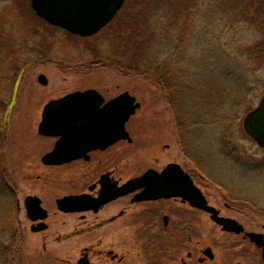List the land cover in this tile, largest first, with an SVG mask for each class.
<instances>
[{"label": "rangeland", "instance_id": "rangeland-1", "mask_svg": "<svg viewBox=\"0 0 264 264\" xmlns=\"http://www.w3.org/2000/svg\"><path fill=\"white\" fill-rule=\"evenodd\" d=\"M204 28L201 25V30ZM208 29L206 27L205 32ZM255 34L256 29L248 23L230 24L224 21L217 27L215 38L200 36L201 41L196 43L193 39V45L189 42L178 53L180 58L186 59L196 83H203L204 78L210 84L216 82L231 89L233 81L221 75L222 61L217 62L213 57L219 54V48L212 40L215 39L220 48L239 60L241 68L250 71L249 79L254 83L229 122L221 120L228 119L225 116L230 113L228 102L226 106H220L217 119L206 111L200 122L193 123L196 119L188 117L192 124L185 127L188 133L183 132L181 152L174 137L173 116L166 93L152 79L120 72L110 63L105 55L110 46L107 31L100 30L87 37L75 35L36 15L30 0H0V102L10 98V87L17 73L22 71L14 97L16 112L9 117L7 124L2 119L0 107V182L4 186V192L1 194L0 191V264H54L52 259L35 257L32 249L40 244V235L45 232H31L29 221L22 220V216L19 219L23 226H18L16 199L22 202L24 194L35 192L49 200L46 206L51 211L55 209L54 199L57 196L81 187L76 184L75 175L62 169L42 171L41 166L26 169L32 166L34 159L40 163L39 155L47 148L49 140L37 133L35 121L31 122L30 118L27 121V114H18L17 110L21 100L27 99L24 105L37 106L38 115L44 101L76 86L94 85L107 96L128 90L139 101V107L127 123L132 142L117 143L124 153L119 160L132 152L133 172L150 165L154 157L163 163L176 156L182 165L192 170L193 164L197 165L202 173L224 185L225 188H217L198 177L203 192L212 204L222 206L229 215L242 222L248 221L250 226L264 222V149L242 126L245 113L258 103L264 90V62L240 56V51L255 40ZM162 42L161 56H175V42L171 45L165 39ZM39 72L46 74L47 84L37 81ZM218 72L219 75H214ZM239 73L242 78H247L243 71ZM237 94V89L230 91L231 97ZM186 103L188 114L201 112L197 101L191 103L187 100ZM164 143L170 144V149H164ZM224 202L233 208L227 210ZM19 229L22 234L15 241ZM49 242V245L53 244V250L55 245L65 244L64 241L57 243L51 237ZM77 242L78 239L74 238L69 243ZM57 250L60 253L61 247Z\"/></svg>", "mask_w": 264, "mask_h": 264}, {"label": "flooded vegetation", "instance_id": "flooded-vegetation-1", "mask_svg": "<svg viewBox=\"0 0 264 264\" xmlns=\"http://www.w3.org/2000/svg\"><path fill=\"white\" fill-rule=\"evenodd\" d=\"M21 72L17 73L10 87V98L0 102L2 119L6 124L16 112L14 107L17 101L14 97L18 92ZM40 74L44 75L47 84L48 78L43 72L36 75L37 81L40 82ZM89 88L95 89L102 97L100 102L96 97L89 101L91 107L96 108L97 105L99 111L108 100L128 91L113 92L107 96L100 87L94 85L76 86L64 89L44 101L38 115L37 106L24 105L27 99L21 100L17 113H26L27 121L29 118L31 122L35 121L37 128L47 102ZM51 111L56 114L58 110L55 108ZM73 111L76 110L63 108L62 113L69 115ZM130 117L131 115L125 121V129L131 140L120 138L103 148L97 146L83 152L78 149L79 156L62 162L42 160L43 154L54 148L60 135H42L37 131L40 136L49 140V144L39 155L40 163L34 159L31 161L32 166L26 169H38L40 166L43 167L42 171L62 169L75 175L73 177L77 179L76 184L81 188L57 196L54 199L55 209L51 211L46 206L49 200L35 192L24 194L22 202L19 198L16 199L18 226H23L19 219L22 216V220L29 221L31 232H45L40 235V244L34 245L32 249L35 257L52 259L54 264H264V222L250 226L248 221L242 222L229 215L222 206L212 204L202 190L199 183L201 181L197 179V165L193 164L192 170L179 163L176 156L163 163L159 162L158 157H154L150 165L139 172H133L132 152L119 160L124 153L119 150L117 143L132 142L127 128ZM109 120L112 122V116ZM172 120L174 137L182 152L183 132L180 126H176L174 118ZM103 134L105 138L108 137L106 132ZM163 145L164 149H170V144ZM163 170L166 173L160 181L157 178ZM180 171H184L192 183L201 189L207 204L213 206L215 211L197 206L180 194H171L177 191L181 183ZM145 172H150L146 181L151 184L150 188H128L126 183L129 179ZM161 182L165 185L164 188H160ZM71 194L81 195L80 202L77 205L66 203L60 208L57 199ZM223 204L227 210L233 208L231 204ZM211 215L233 218L241 227L235 224L233 228H225ZM18 233L15 241L21 237L22 231L19 229ZM50 237L57 243L64 241L65 244L55 245L53 250V244L49 245ZM74 238L78 242L69 243ZM59 247L62 251L60 253L57 250Z\"/></svg>", "mask_w": 264, "mask_h": 264}, {"label": "trees", "instance_id": "trees-1", "mask_svg": "<svg viewBox=\"0 0 264 264\" xmlns=\"http://www.w3.org/2000/svg\"><path fill=\"white\" fill-rule=\"evenodd\" d=\"M224 21L230 24L244 22L256 29L255 40L240 51V56L263 63L264 0H125L113 19L101 29L107 31L110 43L105 55L118 71L152 79L166 93L175 124L182 132L192 124L188 117L195 118L192 122L197 123L206 111L217 119L220 106H226V102L230 104V113L225 115L228 119L221 117V120L229 122L250 91V85L254 84L249 79L250 71L241 68L239 60L220 48L212 38L219 48L214 60L222 61L221 75L233 81L231 89L216 82L210 84L204 78L203 83H196L186 59L178 55L189 42L193 45V39L197 43L201 41L200 36L215 38L217 27ZM201 25L209 29L205 32ZM163 39L170 45L175 42V56H161ZM238 71L246 73L247 78H242L241 73L238 75ZM233 89L239 91L235 97L230 96ZM187 100L191 103L197 101L201 112L188 114ZM227 145L233 147L230 143ZM197 167L199 179H205L217 188H225L220 181ZM3 187L0 182L1 194Z\"/></svg>", "mask_w": 264, "mask_h": 264}, {"label": "water", "instance_id": "water-1", "mask_svg": "<svg viewBox=\"0 0 264 264\" xmlns=\"http://www.w3.org/2000/svg\"><path fill=\"white\" fill-rule=\"evenodd\" d=\"M124 1L30 0L35 13L48 23L60 26L72 34L83 37L95 34L104 27L121 8ZM39 78H41V83L46 84L43 74H40ZM94 97L98 102L102 100L95 89L89 88L66 94L45 104L37 130L42 135L59 134L60 137L54 148L43 154L42 160L44 162L70 160L79 156L78 149L83 152L85 149L97 146L103 148L110 142L120 138L131 140L125 129V121L140 105L135 96L128 91L121 92L108 100L101 111L97 109V105L95 108L89 104V101ZM69 107L76 111L69 113V115L62 113L63 108L67 110ZM55 108L58 110L56 114L51 111ZM67 116L71 118H65ZM110 116H112V122L109 120ZM242 126L244 131L264 149V91L258 103L244 115ZM104 132L108 135L107 138L104 137ZM65 154L69 155L66 156ZM180 172L182 173L181 183L178 185L177 191L171 194H180L197 206L207 208L208 211H215L213 206L207 204L201 189L192 183L190 177L184 171ZM165 173L166 170H163L159 173L160 176L157 179L161 181ZM149 174L150 172H145L138 177L129 179L126 185L128 188L139 186L150 188L151 184L146 182ZM164 187L165 185L161 182L160 188ZM162 194H164L163 190ZM80 197L81 195L78 194L65 195L57 199V204L60 208H63L62 206L66 203L77 205L80 202ZM211 217L225 228H233L235 224L241 227L237 220L233 218L215 215H211Z\"/></svg>", "mask_w": 264, "mask_h": 264}]
</instances>
